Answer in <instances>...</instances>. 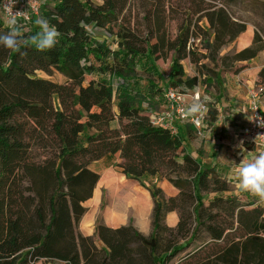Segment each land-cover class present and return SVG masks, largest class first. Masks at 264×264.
<instances>
[{
    "label": "trees",
    "instance_id": "trees-1",
    "mask_svg": "<svg viewBox=\"0 0 264 264\" xmlns=\"http://www.w3.org/2000/svg\"><path fill=\"white\" fill-rule=\"evenodd\" d=\"M133 1L40 0L26 42L16 51L0 46V264H171L185 250L173 264H264V205L226 196L227 182L200 168L178 131L150 118L154 95L165 91L150 77L157 60L172 53L166 86L189 90L215 75L201 60L229 69L264 50V37L255 30L250 45L221 55L246 29L229 10L236 0H138L132 24ZM37 17L61 34L51 50L29 39ZM81 21L102 37L89 36ZM186 58L198 65L194 76H185ZM258 78L264 85V66ZM215 114L210 109L208 120ZM100 160L149 192L150 234L97 221L99 247L77 230L100 177L89 165ZM155 176L177 195L148 181ZM201 193L214 195L205 204ZM172 211L175 227L164 222Z\"/></svg>",
    "mask_w": 264,
    "mask_h": 264
},
{
    "label": "crops",
    "instance_id": "crops-1",
    "mask_svg": "<svg viewBox=\"0 0 264 264\" xmlns=\"http://www.w3.org/2000/svg\"><path fill=\"white\" fill-rule=\"evenodd\" d=\"M253 34V27L246 23L245 31L239 34L232 42V45L235 47L234 52L250 45ZM262 66H264V50H261L258 55L250 61L238 62L229 69L221 68L224 71L217 72L218 74L214 76H208L205 82L213 83L210 90L205 89L204 83V86L197 85L189 89L197 94V96L203 94L210 97V104H208L209 108L216 111L215 118L213 120H208L206 123L207 127L203 130L204 137L206 138H198L194 126L180 121L175 122L178 134L183 140V150L189 152L197 159L200 168L213 169L225 181V175L233 167V161L238 164L242 158L250 159L252 155L259 153L256 146L240 136V129L248 121L247 116H250L248 91L251 88H256L260 91V108L261 111L264 112V85L258 84V73ZM245 110L247 114L242 113ZM211 137L212 140L210 139ZM241 141H243V146L240 148L239 145ZM105 167L107 169L103 173L100 174L97 171L100 177L93 190L92 197L83 203L87 210L79 221L78 230L84 236L96 237L95 224L98 212L93 208V205H97L100 201V187L109 176V169H112L111 175L118 181L127 179L123 174L115 171L112 166ZM227 184L229 190L225 193L226 196H235L239 200L244 199L246 194L236 196L234 194L233 185L228 182ZM157 185L159 187L163 186L167 196H174L178 193V189L167 182V180L163 184L158 182ZM94 194L97 196L95 201H93ZM201 195H204V203H207L214 194L201 193ZM151 212L152 208L150 213L148 212L150 214V219L146 218L147 216L143 218V216L136 213L135 216L137 219L132 223L138 231L145 235L153 231ZM102 215V222L109 227L115 228L129 224L124 218L125 215L113 211L109 207ZM177 221L178 215L175 211L165 215L164 222L167 226L175 227ZM96 240V244L99 247L103 245L97 237Z\"/></svg>",
    "mask_w": 264,
    "mask_h": 264
},
{
    "label": "rangeland",
    "instance_id": "rangeland-1",
    "mask_svg": "<svg viewBox=\"0 0 264 264\" xmlns=\"http://www.w3.org/2000/svg\"><path fill=\"white\" fill-rule=\"evenodd\" d=\"M93 1L96 3H102V0H93ZM138 2H139L138 0H135L132 2V24L135 23V20H136L134 15H136L138 11V8H137ZM229 10L233 14L234 17L245 21L246 23H248L250 26L253 27L254 31L258 30L260 34L262 35V37H264V0H236L235 2L229 4ZM0 15L2 14L0 13ZM138 16L141 17V13L138 14ZM200 23L205 24L204 21H201ZM22 24H25L30 29V31L24 34V38H26L33 30V23L30 22V23H22ZM139 28H142V27H139ZM168 30H169L170 35L174 36L177 32L176 22L170 21L168 25ZM3 32H6V31L3 30ZM0 33H2V31H0ZM96 35L101 38L102 37L101 31L97 30ZM109 43L112 49L116 47L115 43H111V41ZM196 43L198 44V41H196ZM234 49L235 47L232 45V43H229L221 48L220 54L221 55L231 54L234 52ZM201 50L204 53L206 52L205 49H201ZM201 62H203L204 64H206L208 68L213 70L215 75L218 74L219 72L224 71L221 69L220 65L218 67L213 66L212 63L208 61L207 59H203L201 60ZM181 64L183 66L185 76H194L195 74L198 73V65L191 63L188 58L182 60ZM156 65L158 67V71L154 73L153 75H150V77L153 79L154 83L157 84V86H159L160 88H163L164 90L167 88L166 82L168 80V76L171 70L172 53H170L169 57L166 60H162V59L157 60ZM36 75L49 78L59 83H63L65 81V78L57 72H53L51 75H48L45 72L37 71ZM144 75H147V74L144 73ZM210 76L211 74L209 75V77ZM147 84L148 83L145 80H142L141 85L143 87H146ZM197 85H203V83L202 84L199 83ZM204 85H205L206 90H210L213 83L211 84V83L205 82ZM163 100L164 99L161 95L160 96H158L157 94L154 95L151 108H153V111L155 113H159L162 109H164V107L166 108L165 102ZM95 104L102 105L100 103H95ZM115 109L116 108L114 106V110ZM106 162L107 161H104V160L94 161L90 163L89 167L91 169L98 171L101 174L107 169L105 167ZM109 170H110L108 174L109 176L106 178L105 182L100 187V191H101L100 201L97 205H93V208H95L98 212L96 222L102 221V216H103L102 214L105 212V210H107L108 207L111 208V210L113 211H116L118 213L125 215L124 218L125 220H127L129 224H132L136 221L137 219V217L135 216L136 213L143 216V218L147 216L146 218L150 219L149 213L152 208V200H151V196L149 192L145 188L140 186V184H138L134 180H129L127 178L126 180L118 181L111 175L112 169H109ZM148 181L153 182V183L160 182L163 184L166 180L155 176V177H149ZM161 188L165 194L166 191L163 188V186ZM165 196H167V194H165ZM96 197L97 196L94 194L93 201L96 200ZM239 201L244 204L248 203L249 201L256 205H259V204L264 205V203H258V198L253 197L249 194H246L244 199H240ZM143 214H147V215H143ZM77 230H78V227H77ZM201 237L204 238V235L202 234ZM94 240L95 242L97 241L96 237H94ZM200 240H202V238ZM185 252L186 250L182 252L181 254ZM181 254H179L176 258H174L171 264L177 262L178 257Z\"/></svg>",
    "mask_w": 264,
    "mask_h": 264
},
{
    "label": "clouds",
    "instance_id": "clouds-1",
    "mask_svg": "<svg viewBox=\"0 0 264 264\" xmlns=\"http://www.w3.org/2000/svg\"><path fill=\"white\" fill-rule=\"evenodd\" d=\"M18 0H4L2 7V15L0 19L3 20L6 32L0 33V46L5 49L16 51L22 44H24V34L30 29L21 23V18L24 21L29 19V10L36 8V0H28L27 11H14ZM35 24L39 31L30 36L29 39L38 50L46 51L53 49L58 43V38L61 35L58 29L49 23L43 17H37ZM80 27L83 28L89 36H95L97 30L90 24L84 21L80 22ZM210 97L206 95L197 96L191 90H185L184 94L180 96L179 116L185 122H193L199 127H207L204 123L208 109ZM247 114V111L244 112ZM249 121L259 120L260 127H264V117H257L256 115L247 116ZM198 138L204 137V133L200 132ZM212 140V137L210 138ZM243 146V141L240 142L239 147ZM243 155V154H242ZM225 179L234 187V194L240 196L242 194H249L258 198V203H264V150L259 151L258 154L252 155L250 159L242 158L237 164L233 161V167L226 173Z\"/></svg>",
    "mask_w": 264,
    "mask_h": 264
},
{
    "label": "built area",
    "instance_id": "built-area-1",
    "mask_svg": "<svg viewBox=\"0 0 264 264\" xmlns=\"http://www.w3.org/2000/svg\"><path fill=\"white\" fill-rule=\"evenodd\" d=\"M4 0H0V5H2ZM28 9V0H18L14 11H27ZM40 11V0H36V8L29 10V19L24 21L21 18V23H30L33 17L38 16ZM0 13L2 14V7H0ZM185 90H182L179 87L169 86L165 89L163 94V101L165 102L164 109H162L159 113H155L154 111L150 112V118L154 125L162 126L170 131V133H177V128L175 125L176 121H180L183 123L191 124L194 126L197 134L203 132L204 128L199 127L197 124L193 122H185L179 116L180 105L179 99L180 96L183 95ZM197 95V94H196ZM248 107L250 111V116L256 115L257 117H264V112L261 111L260 108V91L256 88H251L248 91ZM208 109L209 105H208ZM209 111L205 118V125L208 121ZM259 120L256 121H247L240 129V136L244 138L246 141L250 142L256 148L261 151L264 150V127H260Z\"/></svg>",
    "mask_w": 264,
    "mask_h": 264
}]
</instances>
